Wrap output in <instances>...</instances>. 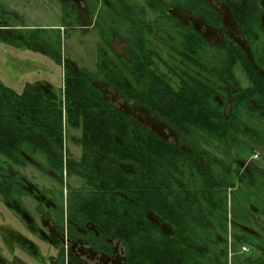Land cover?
I'll return each instance as SVG.
<instances>
[{
	"label": "trees",
	"instance_id": "16d2710c",
	"mask_svg": "<svg viewBox=\"0 0 264 264\" xmlns=\"http://www.w3.org/2000/svg\"><path fill=\"white\" fill-rule=\"evenodd\" d=\"M87 1L93 18L102 9ZM117 1L122 2L120 10L108 22L107 13L99 14L96 25L100 32L97 78L166 121L177 131L180 144L163 141L112 108L94 86L93 75L67 65L64 95L31 84L17 93L0 84V195L9 205L26 196L37 199L35 184L18 170L12 172L14 166L33 164L44 173L51 170L53 178H62L65 118L71 128L81 130L84 148L79 161L68 159V175L83 182L68 193V217L81 225L92 221L107 236L118 237L126 247V264H228L230 228L239 234L234 240L239 249L248 246L260 252L243 264H264V228L258 221L264 217V166L260 165L264 119L250 107L253 102L264 106L258 1L224 0L251 47L252 59L233 39L226 36L217 45L176 20L164 0L159 4L148 0L160 11L159 31L140 27L144 12L129 0ZM187 1L201 15L210 5L175 0L179 6ZM65 6L73 23L78 22L70 4ZM207 17L222 30L220 16L213 12ZM123 20L130 23L125 32L130 61L122 65V56L112 53L110 41L113 32L123 33ZM154 32L155 43L149 46L144 36ZM55 33V29H13L8 39L60 62L61 44ZM171 51L176 59L175 84L168 74ZM145 54H151V60L142 62ZM238 64L247 71L248 88L235 77ZM226 82L234 88L233 100L223 89ZM43 205L38 200L37 209L44 213ZM56 208L49 207L48 213L56 210L62 216L63 206ZM155 218L169 224L171 233H160ZM101 243L109 248L105 238ZM68 258V264H87L72 251ZM53 264L66 260L61 257Z\"/></svg>",
	"mask_w": 264,
	"mask_h": 264
},
{
	"label": "flooded vegetation",
	"instance_id": "af4514ba",
	"mask_svg": "<svg viewBox=\"0 0 264 264\" xmlns=\"http://www.w3.org/2000/svg\"><path fill=\"white\" fill-rule=\"evenodd\" d=\"M78 1H82L84 2V4L86 3V7H85V10L87 13L86 16L82 15V12H85V10L83 9V7H80V5L77 4ZM92 1H94L97 4L98 8H101L103 11V12L96 11L93 18H91L90 16V3L87 0H70L68 2L61 0V4L63 7V10L66 7L65 6L66 3L70 4L69 10L74 11V15L78 21L75 23L79 24L75 26L76 28H79L80 30L84 32H87L86 31L87 28L88 29L95 28L99 33V42H100V32L98 28L96 27V25L98 24V20L100 19L99 16L102 15V13H107L108 14L107 22L110 21L111 17L116 12L115 10L117 11L120 10V7L122 6V2H118L117 0H92ZM164 1L168 4V12L170 15H172L179 22L193 27L195 31L200 33L206 40L213 42L217 45H220L224 42V38L227 36L230 39H233L238 45H240L246 51L247 57L249 59H252V54L250 53L251 47L249 43L245 40V37L242 35V32L236 20L233 17L231 9L227 6L224 0H215L217 1V3H214L211 0H200L199 4H202V5L206 4L205 2L210 4V5L206 4L207 6H209L208 8H206V10L202 9L204 16L198 13L197 11L192 10V8L189 7L190 1L186 2L187 4L186 6H179L177 2H175V0H164ZM257 1L259 3V15L257 19L261 27L260 31H258V34L260 35L258 42L261 45H263L264 44V0H257ZM151 2L153 4H159L160 0H152ZM129 3H131L132 5H136L141 12L142 11L144 12L143 15H144L145 21L140 23V25L138 24L140 27L151 26L154 28L153 30L159 31L158 28H156L157 26H159L158 21L160 20V11L158 10V7H151L149 5L150 2L148 3V0H129ZM104 4H106L107 6L103 7ZM178 10L193 16L194 18L201 21L203 25L217 30V32L222 37V41L216 42L210 39L208 35H206L204 32L198 29L195 23L191 21L182 20L176 13ZM223 10H227V12L232 17L233 23L237 27L239 35L242 37L241 41H238L236 40L237 38L234 39L232 36H229L227 34V30L225 26L226 23L223 17L224 16ZM0 11H1L0 12V36L4 37L3 38L4 41L9 42L8 37H12L13 29H27L25 25L20 24V23L17 24L16 21L19 18H18V15L14 11L12 12L10 10L3 9L1 4H0ZM213 12H215L218 16H220L222 30H220L219 27L214 26L212 21H210V19L207 17L209 16V14L212 15ZM10 16L14 17L15 20L11 18ZM7 17L9 20H7ZM85 19L89 20L87 24L88 26L84 24ZM122 27L124 28L123 33L121 34L116 33V32L112 33V37L110 41V50L112 51V53L120 54L122 56V59H123L122 65H123V63L125 62L127 63L128 61H130V57L128 55V51H130L129 40L126 36V33H128V29L130 27V23L123 20ZM116 35H120V37L124 41V46L121 48L120 53H117L113 48V41ZM155 36H156L155 32L153 34L146 33V36H144L145 41L147 42L149 46H150V42L152 43V45L155 43V40H154ZM29 50L31 51V49ZM157 51H160V49L158 48ZM97 53H98V49H97ZM147 55L145 54V56L142 58L141 60L142 62L144 61L145 58L147 60H151L149 59V56L151 54H147ZM166 56H167L166 54L163 55V57H166ZM168 58H169V64L172 67V70H168V74L172 78L175 84L176 82V59H175L173 51L169 53ZM156 59L158 63L159 62L161 63V61L158 58ZM60 63L63 65L64 69H66L67 65H72L75 67L78 73H81V74L89 73L93 75L94 86L99 88L102 91V94L105 100L112 108H116L119 111H121L123 114L131 117L132 119L140 123L142 126L148 128L158 138L162 139L163 141L171 143L175 146L180 144V136L178 135L177 131L173 127H171L166 121L158 117L154 112L147 109L144 105L140 103H136L135 101L127 100L126 97L120 94L116 89L106 86L105 84L101 82L99 78H97V74L99 72L98 55H97V72L95 74L88 72L86 69L79 66V64H77L74 61H70L68 58L63 59L61 57ZM234 74L237 80H239V82L244 88H248L251 86L247 71L242 65L238 64L237 68L234 71ZM261 74L264 76V72H261ZM0 84H3V83L0 82ZM64 84H65V80H64ZM34 85L41 88L42 90H46V89L53 90L52 88H50L48 84L46 85L34 84ZM222 86H223V89L226 90V93L229 95V99L233 100V97L231 96V94L234 88L231 85H228V82H226ZM63 89H64V86L61 92H56L55 90L53 91L56 94L61 95L64 93ZM135 107H142V108L147 109L151 114H153L156 118L162 121L174 133V139L171 141V140H167L159 136L151 128H149L147 125L142 123L139 119H137L134 115L130 114L129 110ZM250 107L257 108L258 115L264 119V106H261L260 104L253 102L250 105ZM62 153L64 157V173H63L62 178L61 177L53 178L51 176L52 175L51 170H48L46 173H44L35 165L33 166V164L26 166V167L14 166L13 169L12 168L10 169L12 172L13 170H18L21 174H25L28 177V179H30V182L32 181L33 184H35V191H36L35 197L44 203L45 206L43 205L44 206L43 209H46L44 213L42 211H38L37 209L38 200L36 199L37 200L36 201L34 197L32 196L23 197L21 200H19V202L18 200L17 201L15 200L13 204H10V205L4 200V198L1 195L0 197L4 200L5 204L11 210H13L16 214L20 216V218H22L26 222L27 227L30 229V231L34 235L39 236L42 239L46 240L50 246L55 248L56 253L54 256L50 258L48 264H53L61 257H64V259L66 260V264H68L69 263L68 255L70 251L75 253L80 259L85 261L87 264H126V257H127L126 247L118 239V237L113 236L112 232H111L112 235L107 236L105 234L106 231L101 225L99 226L97 224H92L91 223L92 221H88V222L86 221L87 223H85L84 225H81L80 222L75 221V220L72 221L68 217V193L72 189L80 188L83 183L80 177L76 175H68V171H67V164L69 162L68 159H75L76 161L77 160L79 161L83 157L84 148H83L81 130L78 128L77 129L71 128L68 124H66L65 118H64V123H63ZM254 158H257V156H254ZM202 164L206 165L204 160L202 161ZM29 167L36 169L40 173V176L49 177L55 182H51L52 186L50 187L47 184L40 185L39 183H36L35 182L36 177H33L30 173L28 175L25 172L26 168H29ZM40 191L43 193L41 194ZM28 200H31L34 203L35 207L33 211L29 210V205L27 204ZM56 206L57 207L63 206L62 216L57 215L58 212L56 210L51 213H48L49 207L56 208ZM54 215H56L58 218L62 217V221L61 219L55 218ZM260 218L261 216L258 217V221ZM60 221L62 222L61 225H59ZM155 222L158 226V230H160V233H162V231L171 233V226L165 223L163 219L155 218ZM105 225L107 227L109 226V224H105ZM100 227L102 228L101 231H100ZM0 234L4 237L5 239L4 241L7 243V245L10 246L11 248L19 247L22 250H25L30 254H34V255L38 254L37 248L34 245V243L24 238L22 235H19L7 229H0ZM237 235H239L237 231L230 228L229 233H228V264H243V260L249 257L250 255L253 256V258L260 255V252H258L257 249L253 247L251 248L248 246H242L239 249V247L235 245L234 243L235 236ZM101 238L106 239V243L109 244L108 249L102 245ZM236 255L237 256L240 255V260L237 262L234 261V258L238 259ZM0 264H26V263L15 255H13L10 258H7L0 254Z\"/></svg>",
	"mask_w": 264,
	"mask_h": 264
},
{
	"label": "rangeland",
	"instance_id": "374dc122",
	"mask_svg": "<svg viewBox=\"0 0 264 264\" xmlns=\"http://www.w3.org/2000/svg\"><path fill=\"white\" fill-rule=\"evenodd\" d=\"M64 1L68 2L70 0ZM211 1L217 3L215 0ZM0 4L5 10L14 11L19 18L16 21L17 24L20 23L25 25L28 30L43 29L46 31H53V29H55L56 33L54 35L57 34L61 44L59 48L61 57L76 62L90 73L95 74L97 72V45L99 42V33L95 28H87V32L76 28L75 23H73V15L72 19H70L66 14V9L64 8L65 10H63L61 0H0ZM77 4L85 10L86 3L84 4V2L78 1ZM96 9H98V7ZM176 13L182 20L195 23L198 29L208 35L210 39L216 42L222 41V37L217 30L203 25L201 21L189 14L179 10ZM223 14L227 34L241 41L242 37L239 35L238 29L234 25L232 17L227 10H223ZM82 15H87L86 10L82 12ZM8 17L7 20H9ZM10 17L15 20L14 17ZM84 22V24L88 26L89 20L85 19ZM69 23L71 24L70 26ZM3 38V36H0V82L13 88L18 93H21L27 84H48L50 88L56 92H61L64 86L65 69L60 62L46 57L37 51H30L20 45L6 42ZM123 46V39L120 35H116L113 41L114 50L120 53ZM129 111L130 114L134 115L159 136L171 141L174 139V133L147 109L135 107L131 108ZM260 165L264 166V161H262ZM25 172L28 175L30 173L33 177H36L35 182L40 185L47 184L50 187L52 186L51 182H55L49 177L40 176V173L32 167L26 168ZM27 204L29 205V210L33 211L35 207L34 203L28 200ZM246 206L247 205H244V207ZM259 222L264 228V217H261ZM0 229H7L22 235L24 238L33 242L38 251V254L34 255L19 247L11 248L0 234V254L4 257L10 258L15 255L26 264H48L50 258L56 253L55 248L50 246L46 240L34 235L30 231L26 222L10 209L1 197ZM237 258L238 259L234 258V261H239L240 255H238Z\"/></svg>",
	"mask_w": 264,
	"mask_h": 264
}]
</instances>
